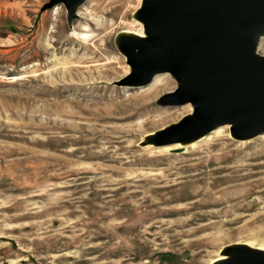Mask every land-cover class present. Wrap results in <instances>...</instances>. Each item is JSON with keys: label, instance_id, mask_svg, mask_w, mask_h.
I'll return each mask as SVG.
<instances>
[{"label": "rangeland", "instance_id": "rangeland-1", "mask_svg": "<svg viewBox=\"0 0 264 264\" xmlns=\"http://www.w3.org/2000/svg\"><path fill=\"white\" fill-rule=\"evenodd\" d=\"M49 2L0 0V264H213L229 245L264 249V135L143 145L192 111L158 104L177 89L166 74L174 85L146 111L112 116L148 87L118 85L131 66L116 39L143 27V0H88L72 28Z\"/></svg>", "mask_w": 264, "mask_h": 264}, {"label": "water", "instance_id": "water-1", "mask_svg": "<svg viewBox=\"0 0 264 264\" xmlns=\"http://www.w3.org/2000/svg\"><path fill=\"white\" fill-rule=\"evenodd\" d=\"M87 1L50 0L43 11L64 5L72 28ZM135 18L146 37L117 36L131 66L118 85L147 86L170 74L177 89L158 104L193 109L147 141L190 142L222 126L236 140L264 135V0H143ZM225 253L230 258L215 264H264V252L248 245H229Z\"/></svg>", "mask_w": 264, "mask_h": 264}, {"label": "bare ground", "instance_id": "bare-ground-1", "mask_svg": "<svg viewBox=\"0 0 264 264\" xmlns=\"http://www.w3.org/2000/svg\"><path fill=\"white\" fill-rule=\"evenodd\" d=\"M87 4H84L78 11V14L79 16L81 17L82 15V12L81 10L85 8ZM87 7V6H86ZM120 14V13H119ZM106 15H111V16H115L116 15V12L114 10H111V11H108L107 10V13ZM83 18V17H82ZM94 18V17H93ZM92 18V19H93ZM98 20V18H96ZM95 20V19H94ZM95 20V21H97ZM109 21L108 19H104L103 21H97L94 25L98 28H102V27H106L108 26L109 24ZM136 22H141L139 21L138 19H136ZM142 23V22H141ZM143 24V23H142ZM74 27V26H73ZM90 28V27H89ZM83 31H90L88 30L87 28H82ZM121 34H130V35H135V36H139V37H146V34H145V29H144V25L143 27L141 26L140 30L138 31H135V30H123L121 32ZM88 36V35H87ZM75 37V35L73 36ZM76 38H79L80 41H82V39L84 40L85 38L82 36L80 37H76ZM89 38V37H88ZM83 43H85L84 41H82ZM78 44V43H77ZM97 53H94V56L93 57H88L86 59H83V63H90V62H95L97 61ZM110 62V61H109ZM70 68V67H69ZM70 73V72H69ZM120 79V78H119ZM177 82V81H176ZM174 85V82L173 80L169 77V75H166V74H160V75H157L153 81L148 85V87H146V90L144 92H142L141 94H138V95H134V96H130L128 97V99L124 102H121V103H116V108L112 114L113 118L115 119H122V120H131L133 118L136 117V115L141 112V111H146V105H145V99H150V98H154L155 96H157L160 92L164 91V90H170L172 88V86ZM122 87V86H121ZM127 88V87H126ZM133 89V88H132ZM100 92V91H99ZM163 93V92H162ZM107 99V98H106ZM109 99V98H108ZM111 99V98H110ZM117 100V99H116ZM118 101V100H117ZM121 101V100H120ZM105 102V101H104ZM113 102V101H112ZM100 103V102H99ZM191 108L190 106H187V107H183L182 109H189L191 111ZM193 112V109L192 111L189 113L191 114ZM187 114V115H189ZM187 115H185L184 117H186ZM184 117H182L178 122H180ZM176 122V123H178ZM174 124V123H173ZM171 124V125H173ZM171 125H168L167 127L163 128V129H166L168 128L169 126ZM223 127H230V126H222V127H219L215 130H213L212 132L202 136V137H199L197 139H194L190 142H177V143H173L174 145H177V146H180V147H185L187 145H195L197 144L198 142H201V141H206L208 140L211 136H213L214 134H217L219 132H221V130L223 129ZM135 129V128H134ZM161 129V130H163ZM227 129V128H226ZM231 129V128H230ZM159 130V131H161ZM231 131V130H230ZM158 131H155L153 133H150V134H147L146 136V139L147 138H150L152 136H155L157 134ZM219 135V134H217ZM218 137V136H216ZM231 137L233 139H235L232 134H231ZM214 138V137H213ZM145 139V141L143 143H145L148 147H156L157 145L153 142H149ZM211 139V138H210ZM239 141H247V140H239ZM144 144V145H145ZM171 145V144H169ZM165 146V145H164ZM161 147V146H160ZM251 193V192H249ZM250 197V196H249ZM245 199V198H244ZM234 245H238V244H234ZM244 245H248L249 247L253 248V249H256V250H259V251H262L264 252V249L262 248H255L249 244H244ZM228 246L224 247L222 252H221V257L220 258H216V261L214 260L213 264L217 263V262H223L227 259L230 258V255H228L227 253H225V250L227 249Z\"/></svg>", "mask_w": 264, "mask_h": 264}]
</instances>
